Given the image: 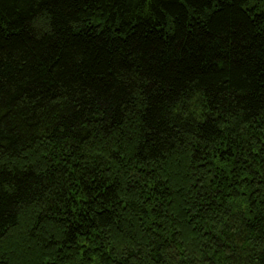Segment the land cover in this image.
<instances>
[{
	"label": "trees",
	"instance_id": "trees-1",
	"mask_svg": "<svg viewBox=\"0 0 264 264\" xmlns=\"http://www.w3.org/2000/svg\"><path fill=\"white\" fill-rule=\"evenodd\" d=\"M0 264H264V0H0Z\"/></svg>",
	"mask_w": 264,
	"mask_h": 264
}]
</instances>
